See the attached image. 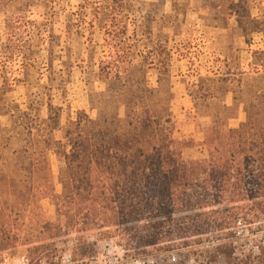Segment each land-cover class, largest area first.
Here are the masks:
<instances>
[{"label": "rangeland", "instance_id": "374dc122", "mask_svg": "<svg viewBox=\"0 0 264 264\" xmlns=\"http://www.w3.org/2000/svg\"><path fill=\"white\" fill-rule=\"evenodd\" d=\"M227 1H214L221 7L218 12H228ZM229 10L235 14L222 38L207 43L209 35L200 22L181 28L184 39L179 46L166 40L165 9L141 0H0V84L7 79V90L1 94L10 108L7 115L0 113V139L9 136V115L19 116L14 105L31 118L39 110L44 126L50 101L60 108L59 127L51 135L54 142L64 143L66 132L74 137L70 124L79 119L81 128L86 126L95 137L99 130L121 138L126 134L123 140L146 151L153 141L138 123L149 116L161 118L162 132L170 131L172 140L181 143L184 161L207 160V139L218 137V132L226 142L231 137L225 133L228 128L236 132L233 141L247 139L252 147L247 145L246 150L264 153V0H237ZM211 25L226 24L221 20ZM9 46L20 47L26 57ZM184 56L187 65H170ZM35 62L37 67L29 69L27 64ZM184 91L191 102L175 100ZM24 136L15 147L22 148ZM10 152L0 145V176L12 171L16 179L25 180L32 163L23 158L15 162ZM49 166L51 189L59 196L68 173L53 152ZM6 202L7 196L0 193V210ZM26 207V217L9 222L16 237L0 249V264H19L22 257L31 264L21 244L32 228L34 209L51 223H64L54 199L41 197ZM31 240L38 242L34 246L39 244L38 238ZM87 241L96 245L95 254L79 264H140L124 257L118 238L93 234ZM74 245L71 241L63 245L61 264H71ZM199 249L194 260L182 252L160 255L147 264H206L200 253L204 249ZM216 264L225 263L219 258Z\"/></svg>", "mask_w": 264, "mask_h": 264}, {"label": "trees", "instance_id": "16d2710c", "mask_svg": "<svg viewBox=\"0 0 264 264\" xmlns=\"http://www.w3.org/2000/svg\"><path fill=\"white\" fill-rule=\"evenodd\" d=\"M121 34L126 36L125 24ZM9 50L26 57L20 47ZM36 63L27 66L35 69ZM7 87L4 79L2 115L10 109L1 94ZM14 109L19 116L9 115V136L0 139V145L11 150L15 162L23 158L32 164L25 180L16 179L12 171L0 176V193L7 196L6 208L0 210L1 250L16 237L10 223L23 219L26 206L45 197L56 201L64 223H51L34 209L32 228L21 244L31 264H61L68 241L75 244L70 262L79 264L95 254L96 245L87 241L93 234L118 238L117 246L130 263L147 264L160 255L182 252L194 260L203 247L206 264H216L219 258L225 264H264V153L246 150L252 147L247 139L233 141L235 131H225L231 136L226 142L216 131L218 137L207 139V160L184 161L183 146L172 140L170 131L162 132L161 118L145 116L138 123L153 141L144 151L123 140L126 134L121 138L99 130L95 137L86 126L81 128L79 119L70 124L74 137L66 132L64 143L54 142L51 135L59 127L60 108L48 102L44 126L39 110L31 118ZM22 134L19 149L15 146L22 144ZM51 152L68 173L59 196L51 189ZM31 238H38L39 244L34 246L37 241Z\"/></svg>", "mask_w": 264, "mask_h": 264}, {"label": "crops", "instance_id": "0c3cea01", "mask_svg": "<svg viewBox=\"0 0 264 264\" xmlns=\"http://www.w3.org/2000/svg\"><path fill=\"white\" fill-rule=\"evenodd\" d=\"M145 4L148 5H159L165 9V13L169 15V27L165 28L169 30V37L166 39L169 40L170 43L181 44V41L184 39V34L181 31L183 26H192L194 24L202 23L204 33L209 35V37H205L207 43L210 45L218 38H222L225 33L228 31L229 25H231V21L234 18V14H231V10H229L233 5L237 6V0H228V12L222 14V12H218L221 7H216L214 5L215 0H141ZM226 9V7H225ZM215 15H217V19H215ZM223 20L226 24L223 27L211 25L213 21H221ZM220 34H217V31ZM181 32V33H180ZM170 45V44H169ZM174 45V44H173ZM171 48V46H170ZM169 48V49H170ZM172 51V49H171ZM172 53V52H171ZM226 53L221 52L219 55H225ZM173 55V54H171ZM191 55V54H189ZM224 57V56H223ZM188 57H178V59L170 61L171 66H181L182 64L187 65L186 62ZM175 100L178 102H187L189 100L191 102V96L184 91L183 93H178L175 95Z\"/></svg>", "mask_w": 264, "mask_h": 264}, {"label": "built area", "instance_id": "2783aa9c", "mask_svg": "<svg viewBox=\"0 0 264 264\" xmlns=\"http://www.w3.org/2000/svg\"><path fill=\"white\" fill-rule=\"evenodd\" d=\"M19 264H28V261L25 257H22L21 260L19 261Z\"/></svg>", "mask_w": 264, "mask_h": 264}]
</instances>
